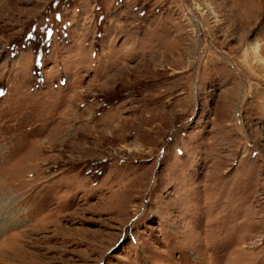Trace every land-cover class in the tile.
<instances>
[{
	"label": "rangeland",
	"instance_id": "1",
	"mask_svg": "<svg viewBox=\"0 0 264 264\" xmlns=\"http://www.w3.org/2000/svg\"><path fill=\"white\" fill-rule=\"evenodd\" d=\"M0 264H264V0H0Z\"/></svg>",
	"mask_w": 264,
	"mask_h": 264
},
{
	"label": "bare ground",
	"instance_id": "2",
	"mask_svg": "<svg viewBox=\"0 0 264 264\" xmlns=\"http://www.w3.org/2000/svg\"><path fill=\"white\" fill-rule=\"evenodd\" d=\"M251 49L253 50V52L249 51L250 54H251V53H254V54H257V55L260 54V45H255V46L252 47ZM261 50H262V47H261ZM249 52H248V54H249ZM255 56H256V55H255ZM260 66H261V65H258V67H257V66H256V67H257V68H261ZM115 129H116V128H115ZM98 133H99V132H98ZM117 140H118V139H117ZM93 149H94V148H93ZM101 152H102V151H101Z\"/></svg>",
	"mask_w": 264,
	"mask_h": 264
}]
</instances>
